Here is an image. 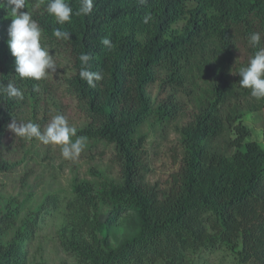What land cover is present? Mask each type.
Returning <instances> with one entry per match:
<instances>
[{"label":"trees","instance_id":"obj_1","mask_svg":"<svg viewBox=\"0 0 264 264\" xmlns=\"http://www.w3.org/2000/svg\"><path fill=\"white\" fill-rule=\"evenodd\" d=\"M48 2L26 0L21 11L41 28L42 46L68 59L65 90L85 116L77 136L86 137L88 147L102 145L118 172L117 182H72L65 226L57 232L60 246L77 264H192L219 249L237 264H264V150L243 122L264 99L242 89L238 75L264 48V0H93L88 15H76L82 0H65L73 15L64 25L47 14ZM10 22L0 9V85L13 83L23 97L0 90V175L12 169L5 158L7 125L40 88V81L14 76L6 44ZM57 27L69 39H56ZM255 32L261 39L252 48L248 37ZM81 54L91 57L89 70L103 76L95 87L79 76ZM158 81L169 93L154 104L148 89ZM177 94L194 112L178 128L179 168L162 189L147 182L142 129L152 120L160 130L163 120L182 115ZM58 202L48 195L27 212L21 201H5L0 264H29L26 243L40 214ZM126 215L133 230L109 246L112 223Z\"/></svg>","mask_w":264,"mask_h":264},{"label":"rangeland","instance_id":"obj_2","mask_svg":"<svg viewBox=\"0 0 264 264\" xmlns=\"http://www.w3.org/2000/svg\"><path fill=\"white\" fill-rule=\"evenodd\" d=\"M54 56L56 72L40 81L37 97L16 112L17 123L31 121L39 124L41 131L55 115H63L70 126L79 130L85 124V116L76 106L75 101L65 90L64 79L70 74L68 59L63 53H49ZM154 104L162 103L169 90H162L160 82L148 89ZM185 112L174 119L163 120L160 130L150 120L142 129L147 134L145 151L148 164L147 182L167 189L170 176L177 172L180 156V134L178 128L186 124L194 112L192 106L184 102L181 94L176 95ZM243 122L250 129L251 139L264 150V107L258 111L244 114ZM76 137H72L75 140ZM86 147L74 160L61 156L58 146L44 145L37 139L28 140L8 131L4 140L5 158L12 169L0 175V209L5 201L12 198L21 201L27 212H34L46 196L55 195L59 202L56 209L40 214L36 231L26 243L27 261L44 264H77L75 258L65 251L58 242L57 232L65 226V205L71 197V185L74 180H87L103 184L105 180L118 181V172L110 164V156L102 145ZM100 198H102L100 196ZM32 216L31 214H29ZM109 246L116 247L117 242L129 235L132 229L131 216L126 215L112 223ZM129 231V232H125ZM12 235V234H11ZM237 264L221 249L205 252L197 256L192 264Z\"/></svg>","mask_w":264,"mask_h":264},{"label":"clouds","instance_id":"obj_3","mask_svg":"<svg viewBox=\"0 0 264 264\" xmlns=\"http://www.w3.org/2000/svg\"><path fill=\"white\" fill-rule=\"evenodd\" d=\"M26 0H0V9L6 12L10 24L7 27V48L14 57V72L21 80L41 81L48 75L56 72L54 56L49 55V48L42 46V30L37 22L25 9ZM93 9V0H82L76 15H88ZM45 11L52 16L58 25L70 22L73 15L72 7L65 0H49ZM150 16H146L147 23ZM53 36L58 40H67L70 33L57 27ZM261 39L258 32L248 37V43L252 48H257ZM102 43L111 49L113 47L109 39H103ZM91 57L88 54H81L79 60L81 68L79 76L87 82L90 87H95L96 81L103 79L100 72L89 70L88 61ZM239 86L242 89L250 90L251 97L260 100L264 99V48L255 51L246 66L239 69ZM8 98H22L23 93L13 83L6 86L0 85ZM7 128L14 135L31 140L37 139L44 145L58 146L61 156L66 160H74L86 147L87 138L77 136L75 127L70 126L63 115H55L43 131L40 125L28 121L17 123L12 119ZM72 137H76L75 140Z\"/></svg>","mask_w":264,"mask_h":264}]
</instances>
